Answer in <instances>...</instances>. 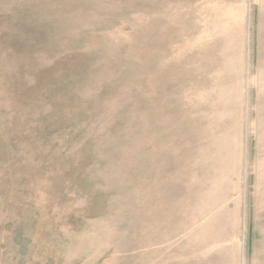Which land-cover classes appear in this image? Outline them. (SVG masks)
Instances as JSON below:
<instances>
[{
    "label": "rangeland",
    "instance_id": "1",
    "mask_svg": "<svg viewBox=\"0 0 264 264\" xmlns=\"http://www.w3.org/2000/svg\"><path fill=\"white\" fill-rule=\"evenodd\" d=\"M0 264H264V0H0Z\"/></svg>",
    "mask_w": 264,
    "mask_h": 264
}]
</instances>
